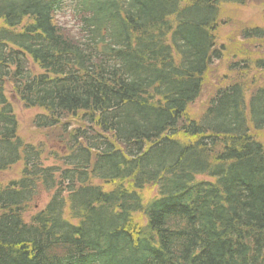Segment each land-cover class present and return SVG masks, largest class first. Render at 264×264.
<instances>
[{
    "label": "trees",
    "instance_id": "16d2710c",
    "mask_svg": "<svg viewBox=\"0 0 264 264\" xmlns=\"http://www.w3.org/2000/svg\"><path fill=\"white\" fill-rule=\"evenodd\" d=\"M68 2L78 37L57 22ZM237 2L0 0V172L22 164L0 185V264H264V80L248 79L264 53L230 52L189 116ZM239 35L264 46V27ZM9 95L67 131L64 154L18 136Z\"/></svg>",
    "mask_w": 264,
    "mask_h": 264
},
{
    "label": "rangeland",
    "instance_id": "374dc122",
    "mask_svg": "<svg viewBox=\"0 0 264 264\" xmlns=\"http://www.w3.org/2000/svg\"><path fill=\"white\" fill-rule=\"evenodd\" d=\"M243 4L237 2V4H228L225 6L226 11L223 15L224 26L221 28L219 33V42L224 43L229 47V53H234L235 50L238 53L242 50L248 52H261L264 53V46L262 43H246L240 44L241 38L239 31L243 27H264V0H241ZM229 3V2H228ZM78 19L74 16V12L69 5V2L64 7V9L58 13L57 22L62 27L63 30L69 32L72 36H79V27L77 25ZM26 23H29L26 21ZM2 22L0 21V29L2 28ZM236 43V44H235ZM234 47H231L234 45ZM248 53H245L246 56ZM242 55L227 54L226 59L213 64L203 86V93L201 98L190 108L189 116H200L205 111L209 100L215 94V92L222 87L226 86V77L228 76V67L233 60H241ZM33 71H36L35 68ZM251 72L248 75V79L251 81L252 78L257 79V81L264 80V74ZM14 95H9L8 98L11 99L15 116L19 122V132L18 136L25 143H32L34 145H39L40 143L46 144V149L52 152H57L64 154L66 152L67 131L63 129H55L50 131H42L34 128L31 125V120L40 114V110H26L23 108L22 104L15 98ZM71 123L68 124V130L75 128L78 125L76 120H70ZM255 137L264 143V131L256 134ZM47 151V152H48ZM47 156L44 155V160ZM48 161V160H47ZM53 162L52 159L46 163L50 165ZM22 169V164L6 171L0 172V185L5 186L13 180H18L20 177L19 172ZM49 194L43 193L36 200V208L27 216L29 218L34 215L35 212L45 207L49 201Z\"/></svg>",
    "mask_w": 264,
    "mask_h": 264
}]
</instances>
